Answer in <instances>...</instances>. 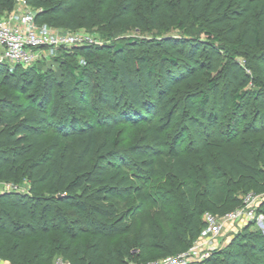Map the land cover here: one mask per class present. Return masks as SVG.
I'll use <instances>...</instances> for the list:
<instances>
[{"label":"trees","instance_id":"trees-1","mask_svg":"<svg viewBox=\"0 0 264 264\" xmlns=\"http://www.w3.org/2000/svg\"><path fill=\"white\" fill-rule=\"evenodd\" d=\"M26 3L35 10V22L65 30L102 22L112 29L145 31L161 27L162 21L175 22L176 15L199 23L215 10L220 16L212 27L225 30L235 42V52L220 66L233 87L234 106L264 97V5L247 0ZM13 8L14 0H0V14ZM236 48L249 50L243 66ZM71 51L63 50L56 60L61 75L73 81L65 107L57 98L63 96L65 82L53 67L42 69L43 62L0 64V180L26 178L30 187V194L0 191L3 260L51 264L61 255L70 264H120L122 259L145 264L186 250L205 226L204 210L215 215L231 210L235 191L264 192V136L258 130L240 137L241 125L230 116L214 134L217 116L206 112L208 97L199 92L193 100H181L171 67L157 71L146 53L131 59L132 50L119 43L74 46ZM169 53L166 61L180 60L190 69L181 79L198 83V54L185 61L174 50ZM78 56L82 61L74 63ZM104 57L112 66H99ZM94 71L101 75L94 77ZM116 79L128 93L123 107L117 104ZM214 81L207 86L214 88ZM118 120L144 128L125 148L115 127ZM186 121L178 132L175 127ZM186 131L201 142L196 149L200 181L193 177L195 155L183 146ZM240 235L202 264H264V236L257 230Z\"/></svg>","mask_w":264,"mask_h":264},{"label":"rangeland","instance_id":"rangeland-1","mask_svg":"<svg viewBox=\"0 0 264 264\" xmlns=\"http://www.w3.org/2000/svg\"><path fill=\"white\" fill-rule=\"evenodd\" d=\"M247 1L264 5V0ZM28 8H21L18 1L14 0V15H18L19 13H21V11L27 10L35 13V10L33 8ZM232 8L235 10H239L238 6L235 3H232ZM8 15L9 13L4 12L0 14V19L7 18ZM219 16V13L214 10L208 17L202 19L199 23H195L191 20H180V17L176 15L175 20H177L175 22L167 23L166 21H162L161 27L148 28L145 31H139L134 27H130L127 29H112L109 25L102 22L96 26L77 30H65L47 26L44 24H39L37 22L36 24H38L39 26H45L54 31H84L94 36L96 38V41L98 42L97 44L119 43L124 46V49L127 52H130L132 50L133 53L131 55V59H133L134 55L146 53L149 56L150 61L155 64L157 71H159L160 67H171L175 79L178 80L177 82H179V86L177 89L179 90V95L182 98L181 100H193L199 92H203L208 97L206 112L216 114L217 116L214 126V134L219 133L220 130H222L220 128H224V126L227 124L226 121L231 116L234 120H236L238 124L241 125L240 128L242 129H240L241 132L238 136L249 137L254 133V131L256 132V130L259 131V134H261V136H264V102L262 101L264 100L263 95L260 99L251 98L249 103L247 99L239 100V102L236 104L237 106H234V97H232L233 87L224 79V76L220 70V66L224 62L226 56L235 52V49L233 47L235 42H231L227 38V36L225 35V30H220L218 28L212 27L211 22L219 18ZM208 32H210L212 36H210ZM131 38H135V40H137V44L133 45L129 43V39ZM215 38L219 39L214 40ZM138 40L140 42H138ZM72 48H74V46L63 47L62 50H60L59 48L51 51L47 50L45 56L37 61L40 63L43 62V64L41 63L42 65L39 64L42 69H46L48 66L53 67L57 76L60 79H63V81L65 82V86L60 89L63 96L59 97V95H56L61 107H65L69 102V99L67 98V89L70 87V81L72 80L68 77L67 74H65L64 76L61 75V71L56 60L58 58H61L63 50L67 53H71ZM170 49L174 50L176 53L175 55H177L179 58L184 59L185 61L190 60V57L193 56L194 52L198 54V62L200 66L199 68L201 70V77L199 79H196L198 83L193 84L191 81L181 79L183 76L182 74H184L182 72H185L187 74L190 71L188 65H186L185 62L179 60L175 64H170L168 61H166L167 57H171V53H169ZM236 50L238 52L236 60L238 62H241L243 66L244 60L246 58L243 55H249V50L246 51L243 48H236ZM215 52H217L216 56L214 55ZM73 60V62L76 63L77 61H82V58L78 56ZM98 60H100V67L105 63L107 64V66H112V64L109 63L107 57H104V60L103 58ZM37 62H35L34 64H36ZM9 66L14 67V65L11 64ZM99 75L101 74L98 71H94V77H98ZM210 79L215 80L214 88H210L207 86V81ZM114 84L116 86L117 104L119 107H123L126 101H128V93L125 88L120 85L118 79H116ZM251 87L252 86H248L246 88ZM196 88L198 89L196 90ZM4 89L6 90L5 87ZM7 94L17 95L20 98L24 96V93L19 91H7ZM99 106L101 107V105ZM116 122L117 123H115V127L119 132L120 145L124 148L129 144L135 142L137 138L140 137L144 129L140 124L133 125L132 123L119 120ZM187 122L188 121H186L183 126H176L175 129L178 132H183ZM245 123L249 126H246V128L243 129V125ZM185 137L186 142L183 145L185 151L190 153L191 155H195L192 159L193 177L196 181H200L202 180V172L200 168L201 158L199 156H196V149L200 146L201 142L190 135L188 131H186ZM5 183L17 184L21 192L30 194V187L26 178L23 181L15 182L0 180V188H2V185ZM248 192L254 193V195L257 196V194H255V192H253L252 190H248L247 192L235 191L233 196L237 198L236 203L234 204L233 208L227 212H244L247 207L243 203V197ZM176 202H178V200H176ZM255 202L256 216H260V223L258 220L247 221L242 215L232 221H224L220 218H217L218 223L221 224L220 232L217 233L216 236L210 237L204 236L202 234V229L189 247H191L192 245H196V241H198L199 248L204 247L205 249H207L208 247L215 246L216 248L211 249L212 251H210V254L208 255V257H210L213 251L226 248L233 240V238L239 236L240 234H244L245 232L257 230L264 236V207H262L261 204L263 202H261L259 199H257ZM205 212L210 211L204 210L203 214ZM114 239L116 240V237H114L113 240ZM234 249L235 248H233V250ZM57 259L69 261L67 258H64L61 255H55L52 259L51 264H54ZM202 263L203 261L201 262V264ZM120 264L132 263L127 259H122Z\"/></svg>","mask_w":264,"mask_h":264},{"label":"built area","instance_id":"built-area-1","mask_svg":"<svg viewBox=\"0 0 264 264\" xmlns=\"http://www.w3.org/2000/svg\"><path fill=\"white\" fill-rule=\"evenodd\" d=\"M21 8L27 9L29 6L26 0H17ZM29 9V8H28ZM14 11L9 12L7 18L0 19V64L31 66L38 60L42 59L47 50H56L60 47L84 46L97 44L96 38L91 34L78 32H62L54 31L45 26H39L35 22V13L21 11L18 15H14ZM0 191H20L17 184L5 183ZM248 192L243 197V203L247 207L244 212L230 211L222 215H215L211 212L203 214L205 226L202 234L204 236L214 237L221 230V224L217 218L224 221H232L241 215L247 221H259L260 216H256V200L264 202V192L261 193ZM258 197V198H257ZM199 248L198 241L196 245H192L188 249L159 260L149 261L145 264H201L208 257L211 249ZM0 264H11L0 257ZM54 264H70L68 261L57 259Z\"/></svg>","mask_w":264,"mask_h":264}]
</instances>
